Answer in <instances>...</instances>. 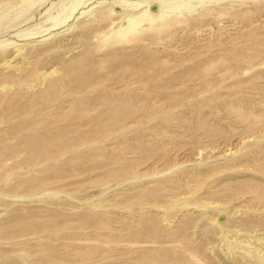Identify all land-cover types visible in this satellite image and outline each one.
<instances>
[{"label": "rangeland", "instance_id": "374dc122", "mask_svg": "<svg viewBox=\"0 0 264 264\" xmlns=\"http://www.w3.org/2000/svg\"><path fill=\"white\" fill-rule=\"evenodd\" d=\"M181 1L0 0V264H264V0Z\"/></svg>", "mask_w": 264, "mask_h": 264}, {"label": "bare ground", "instance_id": "6f19581e", "mask_svg": "<svg viewBox=\"0 0 264 264\" xmlns=\"http://www.w3.org/2000/svg\"><path fill=\"white\" fill-rule=\"evenodd\" d=\"M182 1H186V0H182ZM182 1H181V2H182ZM184 5H185V4H181V5H177L176 7H178V8H182ZM155 13H156V12H155ZM157 16H158V15L150 14V17H151V18H155V17H157ZM129 29H134L131 23H129L128 26L124 27V28L122 29V31L125 30L126 32H128ZM106 40H107V39H106ZM105 43H106V42H105ZM45 77H46V76H45Z\"/></svg>", "mask_w": 264, "mask_h": 264}]
</instances>
